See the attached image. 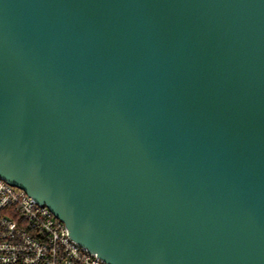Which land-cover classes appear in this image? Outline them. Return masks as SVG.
<instances>
[{"label":"water","instance_id":"water-1","mask_svg":"<svg viewBox=\"0 0 264 264\" xmlns=\"http://www.w3.org/2000/svg\"><path fill=\"white\" fill-rule=\"evenodd\" d=\"M0 177L108 264H264V0H0Z\"/></svg>","mask_w":264,"mask_h":264},{"label":"built area","instance_id":"built-area-1","mask_svg":"<svg viewBox=\"0 0 264 264\" xmlns=\"http://www.w3.org/2000/svg\"><path fill=\"white\" fill-rule=\"evenodd\" d=\"M0 264H108L71 238L65 222L0 177Z\"/></svg>","mask_w":264,"mask_h":264}]
</instances>
